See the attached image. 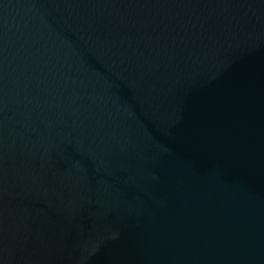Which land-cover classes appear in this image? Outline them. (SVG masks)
I'll list each match as a JSON object with an SVG mask.
<instances>
[{"label":"water","instance_id":"obj_1","mask_svg":"<svg viewBox=\"0 0 264 264\" xmlns=\"http://www.w3.org/2000/svg\"><path fill=\"white\" fill-rule=\"evenodd\" d=\"M0 264H264V0H0Z\"/></svg>","mask_w":264,"mask_h":264}]
</instances>
